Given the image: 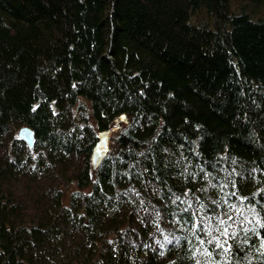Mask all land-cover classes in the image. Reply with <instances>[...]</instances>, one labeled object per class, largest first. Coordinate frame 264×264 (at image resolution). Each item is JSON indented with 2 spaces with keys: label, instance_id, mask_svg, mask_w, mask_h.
Wrapping results in <instances>:
<instances>
[{
  "label": "trees",
  "instance_id": "obj_1",
  "mask_svg": "<svg viewBox=\"0 0 264 264\" xmlns=\"http://www.w3.org/2000/svg\"><path fill=\"white\" fill-rule=\"evenodd\" d=\"M0 264H264V0H0Z\"/></svg>",
  "mask_w": 264,
  "mask_h": 264
},
{
  "label": "water",
  "instance_id": "obj_2",
  "mask_svg": "<svg viewBox=\"0 0 264 264\" xmlns=\"http://www.w3.org/2000/svg\"><path fill=\"white\" fill-rule=\"evenodd\" d=\"M128 121L129 120L126 116V113H122L116 119V122L114 124H112L108 128L99 131V138L93 147L91 155L92 165L95 169L99 166V164L102 162V160L106 157V155L111 149L112 133L115 132L118 128H120L123 122ZM18 134L20 137L27 140L30 147H34L36 137L35 131L32 127L24 125L20 128Z\"/></svg>",
  "mask_w": 264,
  "mask_h": 264
},
{
  "label": "rangeland",
  "instance_id": "obj_3",
  "mask_svg": "<svg viewBox=\"0 0 264 264\" xmlns=\"http://www.w3.org/2000/svg\"><path fill=\"white\" fill-rule=\"evenodd\" d=\"M77 184L75 182L70 183L69 185H64L63 186V191H64V196H63V202L66 204L69 202V195L70 193L77 189Z\"/></svg>",
  "mask_w": 264,
  "mask_h": 264
},
{
  "label": "snow or ice",
  "instance_id": "obj_4",
  "mask_svg": "<svg viewBox=\"0 0 264 264\" xmlns=\"http://www.w3.org/2000/svg\"><path fill=\"white\" fill-rule=\"evenodd\" d=\"M221 223H224V221H221ZM227 234H228V233H227V229H225L224 232L222 233V235H227ZM214 239H215V238H214ZM209 243H211V241H209ZM224 243L226 244L227 241H225ZM217 247L222 248V249L224 250L225 253H227V251H228V248H225V247H224V244L217 243ZM229 247H230V246H229ZM209 255H210V253H209Z\"/></svg>",
  "mask_w": 264,
  "mask_h": 264
},
{
  "label": "bare ground",
  "instance_id": "obj_5",
  "mask_svg": "<svg viewBox=\"0 0 264 264\" xmlns=\"http://www.w3.org/2000/svg\"><path fill=\"white\" fill-rule=\"evenodd\" d=\"M213 217V216H212Z\"/></svg>",
  "mask_w": 264,
  "mask_h": 264
}]
</instances>
